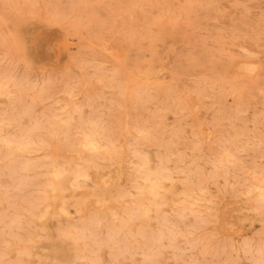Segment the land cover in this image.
<instances>
[{
	"label": "rangeland",
	"instance_id": "1",
	"mask_svg": "<svg viewBox=\"0 0 264 264\" xmlns=\"http://www.w3.org/2000/svg\"><path fill=\"white\" fill-rule=\"evenodd\" d=\"M0 264H264V0H0Z\"/></svg>",
	"mask_w": 264,
	"mask_h": 264
},
{
	"label": "bare ground",
	"instance_id": "2",
	"mask_svg": "<svg viewBox=\"0 0 264 264\" xmlns=\"http://www.w3.org/2000/svg\"><path fill=\"white\" fill-rule=\"evenodd\" d=\"M86 142V141H85Z\"/></svg>",
	"mask_w": 264,
	"mask_h": 264
}]
</instances>
